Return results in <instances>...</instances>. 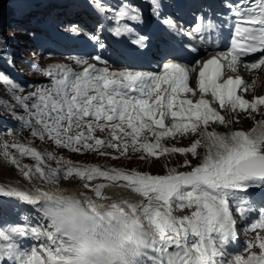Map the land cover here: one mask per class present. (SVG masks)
Wrapping results in <instances>:
<instances>
[{
  "label": "snow or ice",
  "instance_id": "obj_1",
  "mask_svg": "<svg viewBox=\"0 0 264 264\" xmlns=\"http://www.w3.org/2000/svg\"><path fill=\"white\" fill-rule=\"evenodd\" d=\"M225 6L230 11L235 8L236 22L229 50L204 60L199 66L189 67L168 60L162 64L161 72L111 71L108 66L98 68L77 60L83 67L82 72H74L67 66L46 70L44 74L52 78L49 87L16 98L29 113L30 119L25 123L33 127V137L53 141L59 148L74 153L108 156L111 153L101 151L108 148L118 153L112 156L115 160L131 159L132 153H140L141 161H159L172 153L199 158L201 147L205 152L195 165L191 160L183 162L181 167L190 170L170 168L166 174L102 170L99 166L82 167L71 162L67 167L45 171L40 165L46 158L55 157H45L36 148L24 144L11 145L20 156L38 162L35 168H30L21 166L15 156L10 157L8 162L24 177L36 175L52 186L60 181L68 183L65 195L43 191V201L26 192L0 186V196L18 197L29 205H39L38 211L47 221L46 225L35 227L5 229L0 226V261L7 259L14 264H264V212L248 222V230L255 236L245 243L247 255L231 256L227 252L238 236V221L231 202L239 201L235 211L245 217L249 212L245 206L247 190L264 189V120L259 122V131L256 128L247 132L209 131L212 125L228 128L238 122L235 118L226 120L222 111L264 115L261 112L264 96L252 101L245 99L243 93L250 85L240 76L227 75L228 70L236 73L245 57H251L244 62L247 69L264 68V0H253L239 7L231 3ZM125 18L142 20L138 8L131 5L116 13V19ZM164 23L170 27L173 24L171 20ZM196 30H201L199 25ZM137 43L145 47L144 38ZM0 46L6 52V41L0 40ZM257 53L259 57L254 55ZM173 55L179 59L184 53ZM190 78L196 87L189 86ZM4 82L10 83L6 78ZM188 95L192 98H182ZM33 98L29 106L26 101ZM105 128L110 129L111 138H98L97 130ZM186 136L195 138L190 147L162 144L165 138ZM149 137H154V142ZM7 148L5 145V158L10 156ZM99 179L105 182L90 183ZM109 187L128 189L139 199L137 202L114 199L104 194ZM239 192L244 197L238 196ZM98 199L107 203L98 204ZM183 209H190V214H175ZM28 236L42 243L38 248L23 249L17 238Z\"/></svg>",
  "mask_w": 264,
  "mask_h": 264
},
{
  "label": "rangeland",
  "instance_id": "obj_2",
  "mask_svg": "<svg viewBox=\"0 0 264 264\" xmlns=\"http://www.w3.org/2000/svg\"><path fill=\"white\" fill-rule=\"evenodd\" d=\"M13 0H0V18L1 15H5V12H7L5 9L9 8ZM53 8L52 4H50V9ZM8 15V13H6ZM56 15V13H55ZM33 16H36V12L33 11ZM43 18V16H42ZM36 20V19H34ZM47 20V17H44L41 19V21ZM30 20H27V22H23V26H25L27 23L29 24ZM4 23V22H3ZM16 25H19L17 22L7 23L6 25H3L1 29L7 30V32L12 33H21L23 32V27H18ZM37 26V24H36ZM31 39L33 42L32 34H29L28 39ZM0 40H3L0 36ZM4 41V40H3ZM30 46V43L28 44V47ZM9 47V45H8ZM31 56H35L36 52L33 49H27V51L22 52V58L23 61ZM40 58H44L42 54H39L36 58L38 61H40ZM49 60V59H48ZM53 60V59H51ZM23 62V63H24ZM30 65L27 67H24L23 70H20V72L27 78L26 80L35 79L37 81H33L30 79V83L27 84H20L19 80L18 82L13 80V83H5L1 76H3V70L2 67H0V125L5 123L3 126V130L7 123L5 122V119L12 120L14 118L15 120L20 119L23 121H28L30 119L28 111L22 106V102L17 101V97H27L31 92H34L38 89L39 83L38 82H45L47 81L44 76L40 75L38 72H33L31 69H28ZM25 69L28 70L25 71ZM27 74V75H26ZM35 82V83H34ZM35 84V86H34ZM12 85H16V88H13ZM44 85V84H43ZM34 102L33 99H29L26 101V103L30 106ZM235 118L238 120V122L233 123L229 125L228 128H225L224 126L220 125L214 128H209V131L215 130L220 133H225L228 131H235V130H243V131H251L253 128L258 127V123L262 120H264V115L262 114H252L251 116H248L245 114L244 116H235L232 115L228 117ZM240 122H243L244 125L241 128H238L237 125H240ZM14 130L9 131L6 136L1 134L0 131V167L5 170L9 171L11 170L15 178L19 176L17 179H13V182L15 180H21L25 181L29 184L34 183H48L47 180L40 178L39 176L33 175L32 178L24 177L22 172L16 168L15 165H12L8 162L11 156H15L17 159H19L21 166L28 165L30 168H35L38 164L37 161L34 159H31L26 156H20L19 151L15 148H12L11 145L13 144H24L29 147H34L37 150L41 152V154L45 157H55L54 159H48L46 158L43 163L40 165L42 168L45 169V171L48 170H54L60 167H67L68 162H71V164L75 166H82V167H90V166H99L102 168V170L107 169H123V170H136L141 172H148L151 174H166L167 171L170 168H175L177 171H187L190 170L186 167H181L184 161L191 160L192 163L195 165L199 162L200 159H202L204 155V148H198V152L200 153L199 158L192 157L191 154H179V153H172L166 156H162L159 161H156L154 159H148L141 161L138 159L140 153H132L131 159L128 157H121L119 160H115L112 158L113 155H118V153L115 152L114 149H101V151H105L108 153H111V155L108 156H100L97 153H74L71 152L68 149H62L59 148L53 141H49L47 139L40 140L38 137L32 136L33 127L25 126L20 123L16 122V126L13 125ZM23 128V129H21ZM200 138V137H196ZM151 140L154 141V139L151 137ZM193 137L186 136V137H180L177 139L168 138V140H165L162 142L163 146L165 147H190L191 143L194 142ZM203 143V141H202ZM5 145H8L7 151L9 152L10 156L9 158H5L4 152H5ZM1 170L0 173L3 171ZM27 170V169H25ZM0 178L2 176L0 175ZM0 179V180H1ZM7 180V179H6ZM3 179L0 181L2 184H9L11 181H6ZM4 181V182H3ZM105 182L102 179L92 181L90 183L96 184V183H102ZM67 181H60L57 184L58 185H67ZM81 183H83L81 181ZM137 195L134 194L132 196V199L137 200L139 197H136ZM190 209H183L178 210L175 214L176 215H184V214H190ZM264 234V233H262ZM255 236V235H254ZM252 237V239L254 238Z\"/></svg>",
  "mask_w": 264,
  "mask_h": 264
},
{
  "label": "bare ground",
  "instance_id": "obj_3",
  "mask_svg": "<svg viewBox=\"0 0 264 264\" xmlns=\"http://www.w3.org/2000/svg\"><path fill=\"white\" fill-rule=\"evenodd\" d=\"M5 17H6V14L4 15V19H3V21H5ZM1 24V26L0 27H3V22H1L0 23ZM11 43H13V42H11ZM119 43L120 44H122V42L121 41H119ZM14 45H15V43H13ZM135 44V43H134ZM136 44H138V43H136ZM136 44H135V46H136ZM5 125V123H3L2 125H0V131L1 130H3V126ZM243 125H244V123L243 122H240V125H237V127L238 128H241V127H243ZM5 129V128H4ZM6 130V129H5ZM257 131H259V123H258V127H257ZM1 170H3L1 167H0V171ZM15 173H13L11 170H7V171H5V170H3L1 173H0V175L2 176V178L3 179H7L8 181H13V179H16L15 178V176L16 175H14ZM18 178H19V176H18ZM17 178V179H18ZM1 179V178H0ZM3 179H1L0 181H2ZM6 180V181H7ZM15 181H17V180H15ZM4 182V181H3ZM19 182H22V183H25V184H27L28 186H30V187H32L29 183H27V182H25V181H21V180H18V183ZM6 189L8 188V186H6V185H3ZM67 189V188H66ZM128 189H121V188H115V187H109V188H107L106 189V194L105 195H110V196H112L114 199H116V198H123V199H128V200H130L131 201V199L128 197ZM64 192H67V191H64ZM75 192H73V194H74ZM76 194V193H75ZM29 195H31V194H29ZM32 196V195H31ZM3 196H0V199L2 198ZM34 197V196H33ZM136 197H138V196H136ZM9 200L10 201V203L11 204H14V202H17V203H22V204H28L27 202H25V201H22V200H20L18 197H7L6 199H4L2 202H4L5 200ZM136 199H138V198H136ZM107 202V201H106ZM131 202H135L134 200L133 201H131ZM27 211H30V210H27ZM31 212V211H30ZM29 212V213H30Z\"/></svg>",
  "mask_w": 264,
  "mask_h": 264
},
{
  "label": "trees",
  "instance_id": "obj_4",
  "mask_svg": "<svg viewBox=\"0 0 264 264\" xmlns=\"http://www.w3.org/2000/svg\"><path fill=\"white\" fill-rule=\"evenodd\" d=\"M6 11H8V9ZM6 17H7V15H6ZM3 19H4V17L0 19V23L3 22Z\"/></svg>",
  "mask_w": 264,
  "mask_h": 264
}]
</instances>
